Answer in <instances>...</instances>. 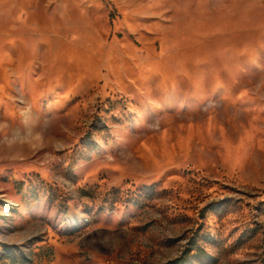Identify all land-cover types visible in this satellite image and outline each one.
I'll list each match as a JSON object with an SVG mask.
<instances>
[{"label":"rangeland","instance_id":"1","mask_svg":"<svg viewBox=\"0 0 264 264\" xmlns=\"http://www.w3.org/2000/svg\"><path fill=\"white\" fill-rule=\"evenodd\" d=\"M0 264H264V0H0Z\"/></svg>","mask_w":264,"mask_h":264}]
</instances>
